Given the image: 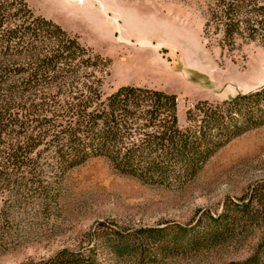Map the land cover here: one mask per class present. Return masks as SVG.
Segmentation results:
<instances>
[{"label":"trees","instance_id":"obj_1","mask_svg":"<svg viewBox=\"0 0 264 264\" xmlns=\"http://www.w3.org/2000/svg\"><path fill=\"white\" fill-rule=\"evenodd\" d=\"M208 7L205 30L211 25L222 47L238 39L264 45V0H208ZM110 64L27 0H0V194L16 190L25 200L57 204L65 174L95 158L147 185L181 186L229 142L264 127V87L197 101L180 124L175 94L134 85L105 93ZM262 190L264 182L253 200L225 205L193 227L96 228L94 246L63 249L39 264H102V249L147 264L217 244L247 221L264 222V210H252ZM262 256L264 236L248 258L229 264H264Z\"/></svg>","mask_w":264,"mask_h":264},{"label":"rangeland","instance_id":"obj_2","mask_svg":"<svg viewBox=\"0 0 264 264\" xmlns=\"http://www.w3.org/2000/svg\"><path fill=\"white\" fill-rule=\"evenodd\" d=\"M74 1L27 0L35 14L110 59L105 93L134 85L175 94L183 124L186 110L197 101L219 103L264 87V45L238 39L222 47L213 27L205 30L208 0H98L103 10L97 0ZM263 182L264 127L229 142L181 186L147 185L113 171L105 159H89L65 174L57 204L25 200L16 190L0 194V264H39L63 249L94 246L96 228L110 234L174 224L193 227L225 205L250 200ZM260 194L252 205L258 213L264 210V190ZM263 236L264 222L247 221L231 238L157 255L147 264L242 262ZM98 257L102 264H137L104 249Z\"/></svg>","mask_w":264,"mask_h":264},{"label":"bare ground","instance_id":"obj_3","mask_svg":"<svg viewBox=\"0 0 264 264\" xmlns=\"http://www.w3.org/2000/svg\"><path fill=\"white\" fill-rule=\"evenodd\" d=\"M97 1H98V0H97ZM74 2H75L77 5H80V4L82 5V4L84 3V0H75ZM98 3H99V6H100V9L103 10L104 6H103L102 2L98 1ZM90 8H91V6H90ZM90 8H87L86 10H88V9H90ZM102 10H101V11H102ZM105 11H106V10H105ZM111 19H112L113 22H117V20H116L114 17H112ZM92 20H94V17H93V16H92V18H91L90 21L92 22ZM115 24L117 25V23H115ZM119 31H120V30H119Z\"/></svg>","mask_w":264,"mask_h":264}]
</instances>
